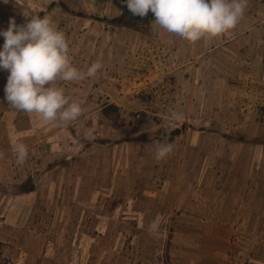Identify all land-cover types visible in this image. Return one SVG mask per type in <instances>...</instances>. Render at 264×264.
Segmentation results:
<instances>
[{
    "label": "rangeland",
    "instance_id": "1",
    "mask_svg": "<svg viewBox=\"0 0 264 264\" xmlns=\"http://www.w3.org/2000/svg\"><path fill=\"white\" fill-rule=\"evenodd\" d=\"M33 15L102 68L57 82L83 101L67 126L20 115L0 71V132L28 148L0 164V264H264V0L197 42L122 0H0V29Z\"/></svg>",
    "mask_w": 264,
    "mask_h": 264
},
{
    "label": "clouds",
    "instance_id": "2",
    "mask_svg": "<svg viewBox=\"0 0 264 264\" xmlns=\"http://www.w3.org/2000/svg\"><path fill=\"white\" fill-rule=\"evenodd\" d=\"M133 15L145 17L149 11L155 23L171 39L197 42L234 29L244 15L247 0H122ZM0 71H7L5 99L12 108L37 113L44 121L67 126L82 113L83 101L70 99L58 81L73 82L94 76L102 68L97 60L82 72L69 59L66 34L49 15H33L25 23L9 19L0 29ZM181 119V114L174 113ZM157 159L171 151L170 143L156 142ZM16 162L28 156L24 143L14 146ZM155 226V225H154Z\"/></svg>",
    "mask_w": 264,
    "mask_h": 264
},
{
    "label": "crops",
    "instance_id": "3",
    "mask_svg": "<svg viewBox=\"0 0 264 264\" xmlns=\"http://www.w3.org/2000/svg\"><path fill=\"white\" fill-rule=\"evenodd\" d=\"M1 100L3 99L2 97L0 98ZM8 108V107H7ZM6 109V108H5ZM25 113L26 112H22L21 111V113H20V115L22 114L23 116L25 115ZM2 134V135H1ZM0 136H1V138H0V143H1V145H4V148H2V149H0V164L1 163H3V162H8V157L10 156V154L9 153H11V152H13L14 151V148H13V146H10L9 147V145H7L8 143H7V139H8V134H7V132H0ZM8 146V147H7ZM3 150V151H2ZM9 154V155H8ZM8 165H12V163L11 162H9L8 163ZM8 165H6V167L9 169V184H13V176H14V172H13V167L12 168H9L8 167ZM1 168H3V167H1ZM41 181V180H40ZM39 181V179L37 180V183H39L40 182ZM25 195V193L23 194V196Z\"/></svg>",
    "mask_w": 264,
    "mask_h": 264
},
{
    "label": "trees",
    "instance_id": "4",
    "mask_svg": "<svg viewBox=\"0 0 264 264\" xmlns=\"http://www.w3.org/2000/svg\"><path fill=\"white\" fill-rule=\"evenodd\" d=\"M122 16H123V15H122ZM174 130H175V129H174ZM148 134H149V135H156V134H158V135H159V134H160V135L162 134V135H163V134H164V131L149 132Z\"/></svg>",
    "mask_w": 264,
    "mask_h": 264
},
{
    "label": "water",
    "instance_id": "5",
    "mask_svg": "<svg viewBox=\"0 0 264 264\" xmlns=\"http://www.w3.org/2000/svg\"><path fill=\"white\" fill-rule=\"evenodd\" d=\"M136 16V15H135ZM137 17H139V16H137ZM142 21H144L145 20V17H139Z\"/></svg>",
    "mask_w": 264,
    "mask_h": 264
}]
</instances>
